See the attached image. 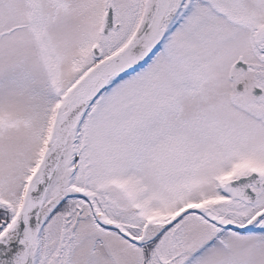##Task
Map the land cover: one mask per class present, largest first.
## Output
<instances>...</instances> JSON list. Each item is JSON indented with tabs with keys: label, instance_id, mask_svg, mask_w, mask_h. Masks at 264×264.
<instances>
[{
	"label": "snow or ice",
	"instance_id": "obj_1",
	"mask_svg": "<svg viewBox=\"0 0 264 264\" xmlns=\"http://www.w3.org/2000/svg\"><path fill=\"white\" fill-rule=\"evenodd\" d=\"M0 264H264V0H0Z\"/></svg>",
	"mask_w": 264,
	"mask_h": 264
}]
</instances>
